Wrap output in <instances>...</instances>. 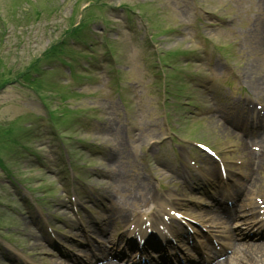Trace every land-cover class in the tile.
I'll return each mask as SVG.
<instances>
[{
    "label": "rangeland",
    "instance_id": "1",
    "mask_svg": "<svg viewBox=\"0 0 264 264\" xmlns=\"http://www.w3.org/2000/svg\"><path fill=\"white\" fill-rule=\"evenodd\" d=\"M80 1L82 0H30L29 5H25L26 1L18 3L16 0H0V61L6 65L4 69L0 68V82L6 78L7 80L12 79L13 76L8 74V71L22 70L29 58L35 56L31 50L37 52L45 47L47 36L56 39L62 35L70 19L71 9L73 6L80 5ZM99 1L108 4L112 1V4L117 6L123 4H144L145 6H130L129 9L135 16L124 22L123 20L117 21V18L120 19L119 16L124 15L120 12L110 13L112 22L105 16H96L93 8H87L80 13L82 20L78 21V28L70 36L69 45L66 47L67 53L44 62V64L53 66L55 72L50 76L46 75L47 72H42L37 79L29 78L28 82L32 88L42 90L40 102L46 111H50L56 103H63L87 122L101 123L102 119L97 116L95 110L88 112L84 108H93L96 105L105 118L103 121L107 123L106 126L101 124V127L115 129L113 132L115 136L112 138L118 137L120 145L127 146L129 142L126 141V131L118 127L114 121L112 122L116 114L110 102L119 106L122 115H134L136 105L130 91V81L134 80L137 75L131 66L143 63L149 76H158L154 74L151 67L157 60L161 64L165 63L168 68H176L186 63L182 55L175 57L176 52L197 54L195 58L199 60L193 62V65L198 66L196 70L203 69L206 73L212 72L214 75H221L223 70H234L238 74L239 84L245 86L248 92L247 97L242 100L264 102V87L261 88L262 93L259 89L252 91L253 87H257L255 86L256 79L264 77V17L258 16L264 12V0ZM16 3L21 6L17 9V18L12 21L14 15L12 8H14L13 5H17ZM47 10L48 12L45 13ZM221 12L223 15L224 13L229 14V19L234 20L223 22L220 19ZM144 23L151 26L146 33L143 29L140 31V26ZM109 31L113 32L114 38L108 35ZM233 35L234 37H231ZM204 37L210 38L209 42H204ZM15 42H22L25 48L18 50L12 45L4 46ZM230 42L237 44V50L236 48L225 49ZM203 46L206 47L208 54L204 52ZM28 47L29 50L26 49ZM213 50H216L217 54ZM128 52L135 59L130 58L127 55ZM166 52L173 53V56L165 58ZM201 53L203 56L200 58ZM207 63H210V69L203 68ZM161 73L164 76L168 75V70L163 68ZM136 81L140 82V79ZM39 84L42 85V89ZM234 88L235 86L231 87V90ZM146 89L148 90L147 86ZM204 89L205 87L202 88L203 91ZM137 92L139 94V89ZM26 97L27 92L13 82L0 89V123L9 121L7 124H1L0 127L4 145L9 148V153L0 168L5 167V172L10 179L16 177L13 171L14 164L11 162L17 163L24 159L22 152L17 151V147H22L24 141L29 140L31 133V130L26 128L19 119H14L20 112L18 102H23ZM203 100H205L201 102L203 108L211 105L215 109L208 114V122L185 124L180 133L185 138L197 135L199 140L213 138L214 142H218L217 150H220L218 155L224 160L233 183L240 186L241 180L246 177L248 179L249 163L252 161L258 165L255 172L256 175H261L260 185L264 184V142L261 144L260 159L254 160L256 155L251 158L248 149L234 141L228 134L230 128H227V123L231 119L233 123H242L241 119L233 118L232 113L221 115L217 111L219 103L213 101L210 96ZM235 101L230 97V100H226L223 104L232 106ZM221 111L228 112L226 109H221ZM25 117L28 118V116ZM139 124L145 126L144 122H139ZM49 126L55 128L54 123H50ZM161 126H164L163 121L157 124V128ZM145 132L147 133V129ZM156 134L157 132L153 138ZM132 143L136 144V141ZM30 144L36 150L35 154L46 159L47 169L40 170L39 162L33 159L32 163L26 166L29 170L26 171L25 179L27 188L31 189L32 193H29L26 188H19L13 182H3L4 179H0V198L2 197L0 200V264H61L62 260L67 261L66 257L69 256L67 251H73L71 239L77 240L75 236L80 232L72 227L71 215L66 206L69 202L65 200L66 198L63 199L59 186L61 177L50 171L51 166L48 161L51 160L53 164L57 153L48 150L43 139H34ZM134 144L132 145L138 150V146ZM178 149L180 151V148ZM31 150H33L32 147ZM193 151L194 154L203 158H194L202 164L199 167L191 166V172L202 174V178L214 177V181L208 180V182L215 183L218 162L197 152L195 148ZM180 153L183 162L189 166L190 160L183 155L184 151L181 150ZM187 154H189L188 150ZM109 155V160L103 162L98 160V163H93L98 167L91 165V168H99V172L96 173L103 174V176L92 177L89 181L95 187L96 185L105 187V191L101 192L106 194L103 199L106 209L112 206L109 213L112 215L120 211L125 213L127 209L141 205L140 202L147 204V201H144L145 198L148 199V196L158 193L156 184L147 185L146 181H149V176H144L139 180L132 179L126 167L119 166L116 154L110 153ZM82 158L79 157V159ZM161 160L168 164L167 168L174 171L171 172L172 177H170L164 169L160 170L161 173H165V178L170 177L169 181H162V185L158 184L163 192L161 194L167 198L179 197V202H181L174 209L183 207L187 210L189 205L184 202L190 191L183 184L185 179L181 176V171L179 172V165ZM153 162L157 161L153 159ZM76 163L82 164L80 160ZM239 165L242 166L240 169L235 168ZM64 168L66 169L67 166ZM79 171V174L87 172L86 170ZM43 173L45 178L42 176ZM106 174L109 175L108 184L101 181ZM85 177L88 180L89 176ZM44 180L47 183L43 182ZM64 181L61 179V183L66 187ZM46 185L48 188L52 187L53 192L51 196L48 194L45 197V201H42L45 203L43 214H40V208H34V210L31 208L29 211V208L24 206L25 203L21 204L23 201L33 200V204L37 205L36 201L42 198L40 190ZM86 188H83L80 201L96 200V197L91 195ZM188 199L192 203L199 201L195 197L188 196ZM64 203H66L65 206H63ZM76 203V207L82 209L80 205L83 204ZM95 203L100 205L102 200L98 199ZM87 209L92 211L91 207ZM88 210L86 215L91 217L92 213ZM95 219L91 218L86 230L90 231V235L98 236L100 231L95 227L100 226L101 221L100 218ZM45 221L50 222L55 239L57 238L58 243L67 247V251L66 248L62 250V247L46 241L49 239L40 230L41 224L39 223ZM110 228L111 226L108 227ZM79 237L82 238L83 235ZM74 253L76 257H83L86 252L84 249L80 252L74 250ZM31 260L36 262L32 263ZM250 264L260 263L254 261Z\"/></svg>",
    "mask_w": 264,
    "mask_h": 264
},
{
    "label": "bare ground",
    "instance_id": "2",
    "mask_svg": "<svg viewBox=\"0 0 264 264\" xmlns=\"http://www.w3.org/2000/svg\"><path fill=\"white\" fill-rule=\"evenodd\" d=\"M238 254L236 259L240 258V261L236 264H243L244 262L251 263L254 261L264 264V247H244L239 250Z\"/></svg>",
    "mask_w": 264,
    "mask_h": 264
}]
</instances>
